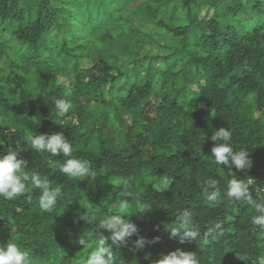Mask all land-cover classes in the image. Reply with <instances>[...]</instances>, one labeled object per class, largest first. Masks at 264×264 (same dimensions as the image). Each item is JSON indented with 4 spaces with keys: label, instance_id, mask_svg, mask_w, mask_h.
<instances>
[{
    "label": "trees",
    "instance_id": "obj_1",
    "mask_svg": "<svg viewBox=\"0 0 264 264\" xmlns=\"http://www.w3.org/2000/svg\"><path fill=\"white\" fill-rule=\"evenodd\" d=\"M56 99L72 109L58 116ZM220 127L234 149L247 148L250 168L213 162ZM55 132L97 178H68L56 167L66 157L25 142ZM17 147L25 170L63 193L55 213L39 209L31 186L0 199V245L15 242L34 264H78L98 239L81 214L115 213L125 187V219L146 243L137 249L134 235L115 245L101 230L118 264H152L178 248L200 264H264L251 205L210 207L204 191L216 179L223 193L231 170L264 197V0H0V154ZM121 177L132 181L122 187ZM182 208L200 231L183 243L166 228Z\"/></svg>",
    "mask_w": 264,
    "mask_h": 264
},
{
    "label": "clouds",
    "instance_id": "obj_2",
    "mask_svg": "<svg viewBox=\"0 0 264 264\" xmlns=\"http://www.w3.org/2000/svg\"><path fill=\"white\" fill-rule=\"evenodd\" d=\"M54 103L58 116L67 114L73 107L69 101L64 99H56ZM210 139L215 142L210 154L215 164L227 166L229 169L234 166L237 170H246L251 167L249 151L247 148L234 149L231 143L232 132L228 128L215 129L210 135ZM25 142L37 153H48L52 157H66L62 163H57L56 167L61 174L68 178L75 180L97 178V173L90 160L73 156V145L63 132L30 134ZM20 151L22 148L17 147L15 150H8L6 153L0 154V199L14 200L24 195L31 186L32 189L40 190L37 199L39 209L42 212L55 213L57 205L63 197L61 188L52 187L49 179L41 176L38 172H27L25 170L26 161L18 158ZM229 173L231 178L223 193L218 188L216 179L205 181L206 203L210 207H219L226 198L230 202L251 205L253 209L251 223L257 228H264V197L260 195L259 188H256L259 198L253 199L249 193V186L253 185V179L248 176L241 178L231 170ZM131 181V177H121L118 180V185L125 187ZM167 184L168 181L165 179L156 190H164L163 185ZM129 196L132 197V193L125 187L124 195L117 199L113 205L116 209L115 213L102 216L88 211L86 214L85 212L81 214L80 218L94 228L98 239L87 255L79 259L78 264H118L120 260L113 253L112 248L106 244L103 232L108 233L107 239H110L115 245L126 244L132 236L136 235L137 238L133 241L135 247L137 249L144 247L146 241L138 235L137 226L125 219V216L132 212L129 211L131 201L126 199ZM146 207L150 206L145 205L138 210ZM173 215L175 220L166 225L170 234L172 236L179 235L181 243L188 239H197L200 235L199 225L195 223L192 211L188 208L177 209ZM82 237L78 242L85 245L86 240ZM0 264H34V262L28 252L21 250L15 242H8L0 245ZM152 264H200V261L195 253L178 248L174 251L161 253Z\"/></svg>",
    "mask_w": 264,
    "mask_h": 264
},
{
    "label": "rangeland",
    "instance_id": "obj_3",
    "mask_svg": "<svg viewBox=\"0 0 264 264\" xmlns=\"http://www.w3.org/2000/svg\"><path fill=\"white\" fill-rule=\"evenodd\" d=\"M210 12V11H209ZM203 14H204V12H203ZM204 15H206V13L204 14ZM118 183V182H117ZM159 185H162V182L159 184ZM164 187H165V185H163Z\"/></svg>",
    "mask_w": 264,
    "mask_h": 264
}]
</instances>
